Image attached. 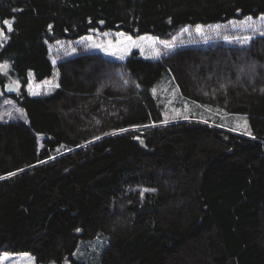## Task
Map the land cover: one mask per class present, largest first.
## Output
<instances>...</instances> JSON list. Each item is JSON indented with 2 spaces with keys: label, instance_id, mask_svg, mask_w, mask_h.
<instances>
[{
  "label": "trees",
  "instance_id": "obj_1",
  "mask_svg": "<svg viewBox=\"0 0 264 264\" xmlns=\"http://www.w3.org/2000/svg\"><path fill=\"white\" fill-rule=\"evenodd\" d=\"M262 15L264 0H0V86L19 87L5 95L27 118L0 122V264H82L72 254L100 233V264H264V37L158 60L81 54L52 93L25 91L29 73L52 76L48 43ZM164 72L189 101L247 116L250 134L162 124L150 90Z\"/></svg>",
  "mask_w": 264,
  "mask_h": 264
},
{
  "label": "rangeland",
  "instance_id": "obj_2",
  "mask_svg": "<svg viewBox=\"0 0 264 264\" xmlns=\"http://www.w3.org/2000/svg\"><path fill=\"white\" fill-rule=\"evenodd\" d=\"M199 28V31L197 29ZM0 44L7 40L6 32L0 28ZM121 32L92 31L77 40H58L48 43L49 59L53 66L52 76L36 82L29 73L26 93L39 97L52 93L58 87L57 65L67 59L86 53H99L106 58L123 62L133 51L140 58L158 60L179 49L189 47L206 48L221 44L234 48L246 47L257 37H264V16L244 18L227 23L208 26H187L180 29L168 40L143 35L137 38ZM248 38V39H245ZM5 86L9 84L5 80ZM0 86V122H27L24 111L13 97L6 96ZM152 96L162 106L163 123L174 121H197L222 128L239 135L250 134L249 119L245 115L229 114L214 105H200L184 98L176 86L172 75L164 72L160 80L150 90ZM43 136H38V147H42ZM59 149L58 152H62ZM108 244V237L100 233L95 239L81 241L72 258L82 264H100L101 256ZM55 264V263H48Z\"/></svg>",
  "mask_w": 264,
  "mask_h": 264
},
{
  "label": "water",
  "instance_id": "obj_3",
  "mask_svg": "<svg viewBox=\"0 0 264 264\" xmlns=\"http://www.w3.org/2000/svg\"><path fill=\"white\" fill-rule=\"evenodd\" d=\"M0 70H2L3 73L6 72V70L2 69V68H0ZM5 92L8 95L17 94V93H19V87L16 84L10 82L7 86H5ZM136 142H139V143H141L143 145L145 144L144 140H136ZM68 259H69L68 257H65L63 264H69V260Z\"/></svg>",
  "mask_w": 264,
  "mask_h": 264
},
{
  "label": "snow or ice",
  "instance_id": "obj_4",
  "mask_svg": "<svg viewBox=\"0 0 264 264\" xmlns=\"http://www.w3.org/2000/svg\"><path fill=\"white\" fill-rule=\"evenodd\" d=\"M5 23L8 25V30L11 31V22L6 21ZM197 31H199V28L197 29ZM0 34H2V33H0ZM128 39H131V37H129ZM245 39H248V38H245ZM2 67H7V65H4Z\"/></svg>",
  "mask_w": 264,
  "mask_h": 264
}]
</instances>
